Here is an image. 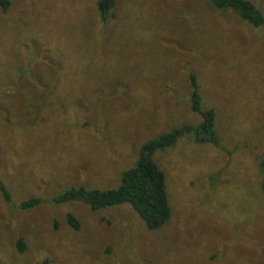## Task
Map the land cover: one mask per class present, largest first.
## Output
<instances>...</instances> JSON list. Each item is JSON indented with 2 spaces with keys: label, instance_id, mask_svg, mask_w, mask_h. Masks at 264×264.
I'll return each instance as SVG.
<instances>
[{
  "label": "rangeland",
  "instance_id": "obj_1",
  "mask_svg": "<svg viewBox=\"0 0 264 264\" xmlns=\"http://www.w3.org/2000/svg\"><path fill=\"white\" fill-rule=\"evenodd\" d=\"M6 1L0 264H264V0H250L257 27L209 0H114L104 22L96 0ZM189 72L218 145L185 135L153 155L164 225L147 229L127 204L53 201L115 187L142 142L197 122ZM27 198L39 201L19 208Z\"/></svg>",
  "mask_w": 264,
  "mask_h": 264
},
{
  "label": "trees",
  "instance_id": "obj_2",
  "mask_svg": "<svg viewBox=\"0 0 264 264\" xmlns=\"http://www.w3.org/2000/svg\"><path fill=\"white\" fill-rule=\"evenodd\" d=\"M218 9H229L247 24L257 27L263 23V15L250 0H209ZM6 0H0V6L5 7ZM114 0H96L94 7L100 21L104 22L110 14ZM190 87L188 102L191 111L197 113L199 120L195 123H181L171 127L154 137L142 142L135 153L132 164L124 168L119 175V183L115 187L104 189L70 187L52 198L56 203L75 198L76 194L83 196V202L89 209L95 211L110 206L127 204L142 220L149 230L160 228L170 217V208L165 190L164 176L153 159L156 152H161L173 146L181 137L189 135L194 143L218 145L217 133L214 129V114L211 107L200 106V96L195 77L187 74ZM264 191V176L261 181ZM0 193L6 203L10 197L0 180ZM37 198H27L18 204L19 208H28L38 203ZM264 208V197H263ZM68 225L76 229L78 223L73 215L66 213ZM18 250L23 248L20 239L16 241Z\"/></svg>",
  "mask_w": 264,
  "mask_h": 264
},
{
  "label": "water",
  "instance_id": "obj_3",
  "mask_svg": "<svg viewBox=\"0 0 264 264\" xmlns=\"http://www.w3.org/2000/svg\"><path fill=\"white\" fill-rule=\"evenodd\" d=\"M74 197H77V198H83V196L80 195V194H76Z\"/></svg>",
  "mask_w": 264,
  "mask_h": 264
},
{
  "label": "flooded vegetation",
  "instance_id": "obj_4",
  "mask_svg": "<svg viewBox=\"0 0 264 264\" xmlns=\"http://www.w3.org/2000/svg\"><path fill=\"white\" fill-rule=\"evenodd\" d=\"M261 165V164H260Z\"/></svg>",
  "mask_w": 264,
  "mask_h": 264
}]
</instances>
